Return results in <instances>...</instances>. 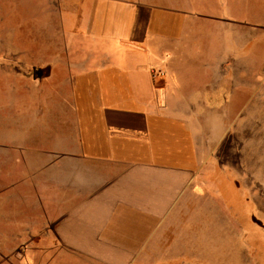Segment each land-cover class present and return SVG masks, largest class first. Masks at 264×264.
I'll return each mask as SVG.
<instances>
[{
	"label": "crops",
	"instance_id": "obj_1",
	"mask_svg": "<svg viewBox=\"0 0 264 264\" xmlns=\"http://www.w3.org/2000/svg\"><path fill=\"white\" fill-rule=\"evenodd\" d=\"M58 1L68 6L46 27L60 30L57 53L19 62L21 77L36 74L19 99L0 92V264H201L171 261L196 249L154 254L203 156L212 228L226 190L227 264H264L251 24L212 0ZM186 157L195 164L174 160Z\"/></svg>",
	"mask_w": 264,
	"mask_h": 264
},
{
	"label": "rangeland",
	"instance_id": "obj_2",
	"mask_svg": "<svg viewBox=\"0 0 264 264\" xmlns=\"http://www.w3.org/2000/svg\"><path fill=\"white\" fill-rule=\"evenodd\" d=\"M67 3L58 0H0V92L4 87L18 89L19 86H30L36 78L33 71L27 73V79L21 77L25 74L19 62L23 60L37 61L52 57L58 50L51 40L59 41L60 30L46 28L56 22L57 12ZM215 11L225 10L231 20L238 18L246 25L251 24L250 57L252 76L249 80L252 98L259 97L264 93V0H212ZM61 7V8H60ZM219 11H216L219 13ZM250 27V26H249ZM246 54L248 50L246 49ZM259 61V62H255ZM10 70V76H3L2 71ZM260 70L263 76L255 77ZM45 74V72H44ZM20 89L14 97L20 98ZM16 92V91H15ZM2 94H0L1 97ZM34 103V101H32ZM250 111L251 135L254 136L256 151L264 142V103H253ZM19 105L14 103V107ZM205 112V111H203ZM181 134V133H180ZM259 136L263 140H258ZM208 148V149H207ZM209 150V142L205 143V151ZM179 162L195 164L196 158L186 157L184 159L174 158ZM198 160V159H197ZM203 172L197 175V189L195 193L188 194L189 202L180 207L179 212L172 215L170 227L166 229L160 240H156L154 254L156 261H169L170 257L179 254L163 253V249H196L195 251L181 254L182 258L171 260L172 263L183 261H196L203 264H227V235H226V213L227 195L226 190L218 199L219 221L216 228H212L211 221V174L210 157L203 156ZM187 193V191H186ZM240 209V214L243 211ZM254 224H259L256 214L253 216ZM253 222V221H252ZM246 228L253 224L248 219L244 221ZM247 243L248 249L253 246L252 241L257 244V235H253ZM242 245V244H241ZM167 251V250H166ZM257 256V254H252ZM196 258V260H192Z\"/></svg>",
	"mask_w": 264,
	"mask_h": 264
}]
</instances>
